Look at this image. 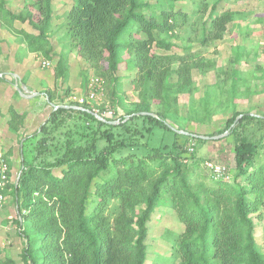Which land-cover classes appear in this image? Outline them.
<instances>
[{
	"label": "trees",
	"instance_id": "obj_1",
	"mask_svg": "<svg viewBox=\"0 0 264 264\" xmlns=\"http://www.w3.org/2000/svg\"><path fill=\"white\" fill-rule=\"evenodd\" d=\"M178 1L187 0H166V9L148 15L147 11L160 7L162 0L153 4L141 0H74L66 16L68 39L101 81L109 104L95 107L76 102L73 107L80 109L52 110L40 129L23 143L26 158L18 182H10L4 191L18 208V235L24 240L19 263L146 264L148 224L155 209L165 205L182 226L172 238L171 264H264L251 218L264 209V164L252 169L258 133L264 129V113L260 117L235 114L218 132L205 135L228 131L234 139L236 176L245 185L214 180L208 170L207 177L198 175L201 161L194 151L190 157L185 155L187 150L173 155L176 141L170 147L163 143L149 146L156 128L172 131L165 122L170 103H176L171 93L190 92L191 71L199 66L179 59L173 71L177 77L173 89L167 83L173 58L155 52L171 49L163 36L175 31L178 19L184 22L187 18L175 10ZM53 2L35 0L33 13L15 14L5 6L6 0H0V21L8 29L14 22L27 25L30 31L15 30V35L22 38L27 52L49 61L57 56L54 78L59 79L65 75L64 59L47 38ZM233 16L230 11L216 16L209 26L216 32L211 35L208 31L201 44L209 38L219 40ZM121 50L132 56L130 83L140 97L132 109L122 106L118 95ZM239 59L236 52L230 62L232 88ZM3 80L0 77V82ZM41 94L52 104L49 91ZM15 95H19L17 91ZM152 104L162 108L152 110ZM106 105L115 116L118 111L113 108L123 109L124 115L118 118L104 117L106 121L119 120L118 124L101 122L92 115L95 110L102 114ZM6 112L10 115L8 130L17 134L22 116L9 106ZM187 139L206 143L190 136ZM7 174L10 181L9 171ZM1 264L13 261L5 259Z\"/></svg>",
	"mask_w": 264,
	"mask_h": 264
},
{
	"label": "rangeland",
	"instance_id": "obj_2",
	"mask_svg": "<svg viewBox=\"0 0 264 264\" xmlns=\"http://www.w3.org/2000/svg\"><path fill=\"white\" fill-rule=\"evenodd\" d=\"M34 1L6 0L5 6L15 14L33 13ZM157 1L160 0H141L143 3L150 4ZM165 1L162 0L160 7L158 5L150 8L147 11L148 15H157L161 9H166L167 5L163 3ZM73 2L74 0H54L53 20L47 33L48 40L55 47V53L64 59L65 75L59 79L54 78L57 56L49 61L41 55L34 54L31 55L32 58H29L28 81L26 82V76L25 79L22 78V83L17 79L15 81V77L20 75H11L14 74V70H11L12 73L7 71L15 68V72H24L26 69L22 66L23 54L27 53L22 38L15 35V30L30 31V29L19 22H14L8 29L6 24L0 21V76L9 81V87L0 85V112L2 113L0 114V160L10 173L11 183L16 182L23 168V158H26L23 143L26 141L28 111L40 114L37 121L31 124V133H34L48 119L50 112L55 110L53 104L73 107L76 103L75 99L85 94L86 81L95 77L91 66L79 57L67 36L66 16ZM175 10L187 15L186 20L182 22L178 19L175 31L168 37L163 36L166 43L171 45L169 51L155 49L156 54L173 58L172 73L167 79L168 85L173 86L174 89L177 84V77L173 71L179 65V59H186L199 66L191 71L190 92L171 93L173 97H176V103H170V114L165 122L172 127L171 130L176 132V138H174L173 130L156 128L150 137L149 146L157 147L163 143L170 147L171 143L176 141L173 155L181 150H187L185 155L190 157L194 151L195 157L201 161L197 170L198 175L207 177L206 163L220 165L225 167L230 185H245V181L236 176L234 139L229 134L220 140L199 143L187 139V136L178 131L200 136L210 135L222 129L225 122L233 118L235 114L252 113L259 116L264 113V0L178 1L175 3ZM225 11L234 13V16L225 30L220 33L221 38L219 40L209 38L205 44H201L202 39L208 35V31L211 35L216 32L213 28L209 29V26L216 16L222 15ZM236 52L239 53L240 59L235 86L232 88L233 80L229 74L232 66L230 62ZM42 61L47 62L48 66L43 67ZM33 72L41 75V85L33 84L36 81V78L31 76ZM117 74L121 80L118 95L123 99L122 106L132 109L140 101V97L138 90L130 83L133 77V63L132 56L126 50L120 52ZM16 82L26 95V98H18L17 101L14 93ZM2 88L4 91L1 90ZM46 91L52 94V104H48L44 94H41ZM106 96L108 98V93ZM106 96L103 97V102L108 105ZM7 106L22 116V123L18 125L17 134L8 130L7 119L10 115L6 112ZM151 107L152 110L162 108L158 104H152ZM113 109L118 111L115 117L124 115L122 108ZM263 132L264 129L258 133L256 141L258 149L253 158L252 169L264 164ZM92 208L93 204H90L89 209ZM17 210L14 198L7 194L0 208V264L5 259L13 261V264H21L19 253L24 240L18 235ZM251 218L255 227L253 232L257 246L264 253V209L251 215ZM148 227L146 264H171L174 261L171 259L172 238L182 230L173 210L165 205L158 206Z\"/></svg>",
	"mask_w": 264,
	"mask_h": 264
},
{
	"label": "built area",
	"instance_id": "obj_3",
	"mask_svg": "<svg viewBox=\"0 0 264 264\" xmlns=\"http://www.w3.org/2000/svg\"><path fill=\"white\" fill-rule=\"evenodd\" d=\"M42 66L47 67L48 63L42 61ZM103 97L104 91L102 88L101 81L95 77H91L86 83L85 94L75 100L79 105L89 103L92 106L99 107L101 104L104 103ZM94 113L103 118L105 116H114L115 114V112L112 109H109L107 105L105 111H103L102 114H98V110H95ZM185 162L186 161L184 160V163ZM205 167L210 172L211 177L214 180L227 179L225 167H222L220 165H212L210 163H206ZM7 172L8 170L6 168V165L3 163V161L0 160V208L3 206L6 200V195L4 194V191L6 189V186L10 183Z\"/></svg>",
	"mask_w": 264,
	"mask_h": 264
},
{
	"label": "crops",
	"instance_id": "obj_4",
	"mask_svg": "<svg viewBox=\"0 0 264 264\" xmlns=\"http://www.w3.org/2000/svg\"><path fill=\"white\" fill-rule=\"evenodd\" d=\"M31 55L33 56L34 54H31V53H29V52H27V53H25V54H23V62H22V66H23V68H25L26 70L24 71V72H22V73H19V72H15V68H12V69H9L7 72L8 73H12V71L11 70H14V74H11V75H14V76H16V74H19L20 75V77H15V81H16V79L18 80V82H21V80H22V78H24L25 76H26V82L28 81V70H29V58H32L31 57ZM33 75H31V76H34L35 78H36V81L33 83V84H38V85H41V79H42V77H41V75H39V73H37V72H33L32 73ZM0 75H1V73H0ZM1 77V76H0ZM25 79V78H24ZM23 79V80H24ZM2 83H0V85H4L5 87H9L8 86V82L9 81H6L5 79L3 80V81H1ZM22 83V82H21ZM15 86H17L18 87V84H17V82L15 83ZM28 87V86H27ZM19 88V87H18ZM20 89V88H19ZM2 91H4V89L2 88L1 89ZM15 91H17L15 88H14V93H15ZM18 92V91H17ZM21 92H22V94L24 95V96H22V95H20L19 93V95H16L17 96V98H15V100L17 101L18 100V98L19 99H24V98H26V95H25V92L21 89ZM3 93V92H2ZM33 95H35V93H33ZM22 96V97H21ZM0 100H1V98H0ZM27 100V99H26ZM27 104V103H26ZM40 117V114L39 113H35V112H29L28 111V113H27V117H26V139H28V138H30L35 132H37V131H34V133H31L32 132V130L30 129L31 128V124L33 123V122H36L37 121V119Z\"/></svg>",
	"mask_w": 264,
	"mask_h": 264
},
{
	"label": "water",
	"instance_id": "obj_5",
	"mask_svg": "<svg viewBox=\"0 0 264 264\" xmlns=\"http://www.w3.org/2000/svg\"><path fill=\"white\" fill-rule=\"evenodd\" d=\"M15 87H16V90L18 91V93H19L20 95L24 96V95L22 94V92H21V89H19L17 86H15ZM53 107H54V109H57V108H59V107H63V108H67V109H80V108H78V107H72V106H53ZM92 115H93L96 119H98L99 121H101V122H106V123L111 124V125H116V124H118L117 121H106V120L103 119V117L97 115V114L94 113V112H92ZM138 115H149V116H152V114H150V113H140V114H138ZM247 115H248V116H254V117H260V116H258V115L252 114V113H248ZM241 117H242V115L238 116V117L236 118V121H238ZM232 127H233V125H232ZM172 130H173V129H172ZM173 131H174V130H173ZM178 133H180V134H182V135H185V136H190V137H193V138H196V139H201V140H205V141H208V140H210V141H214V140H220L221 138H223L225 135L228 134V131L225 132L224 134L217 135V136H211V137H209V136H200V135L190 134V133L183 132V131H178ZM18 177H19V176H18ZM17 182H18V178H17L15 184H17Z\"/></svg>",
	"mask_w": 264,
	"mask_h": 264
}]
</instances>
